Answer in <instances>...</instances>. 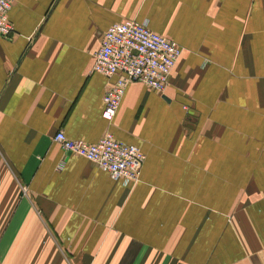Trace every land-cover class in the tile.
I'll list each match as a JSON object with an SVG mask.
<instances>
[{"label": "crops", "instance_id": "crops-1", "mask_svg": "<svg viewBox=\"0 0 264 264\" xmlns=\"http://www.w3.org/2000/svg\"><path fill=\"white\" fill-rule=\"evenodd\" d=\"M0 35V264H264V0H11ZM125 18L181 46L161 91L91 70ZM136 144L135 182L55 131Z\"/></svg>", "mask_w": 264, "mask_h": 264}, {"label": "built area", "instance_id": "built-area-1", "mask_svg": "<svg viewBox=\"0 0 264 264\" xmlns=\"http://www.w3.org/2000/svg\"><path fill=\"white\" fill-rule=\"evenodd\" d=\"M10 5L11 0H0V35L7 36L11 30L7 17ZM180 52V45L150 29L144 21L125 18L109 24L102 31L91 63V70L108 77L114 75L101 95L102 117L113 116L125 86L131 81L163 90ZM53 139L70 153L92 161L112 178L126 183L138 178L143 152L136 144L119 140L108 130L91 142L69 138L61 130L55 131Z\"/></svg>", "mask_w": 264, "mask_h": 264}]
</instances>
